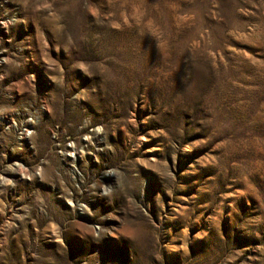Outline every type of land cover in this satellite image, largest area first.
Wrapping results in <instances>:
<instances>
[{"label":"rangeland","instance_id":"rangeland-1","mask_svg":"<svg viewBox=\"0 0 264 264\" xmlns=\"http://www.w3.org/2000/svg\"><path fill=\"white\" fill-rule=\"evenodd\" d=\"M0 264H264V0H0Z\"/></svg>","mask_w":264,"mask_h":264}]
</instances>
